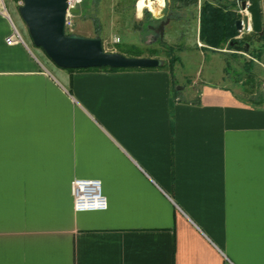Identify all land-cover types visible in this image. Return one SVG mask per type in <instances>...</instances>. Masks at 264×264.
<instances>
[{"label": "crops", "instance_id": "0c3cea01", "mask_svg": "<svg viewBox=\"0 0 264 264\" xmlns=\"http://www.w3.org/2000/svg\"><path fill=\"white\" fill-rule=\"evenodd\" d=\"M3 2L0 264H264V101L206 79L172 100L163 60L59 67ZM74 176L104 209L73 210Z\"/></svg>", "mask_w": 264, "mask_h": 264}, {"label": "rangeland", "instance_id": "374dc122", "mask_svg": "<svg viewBox=\"0 0 264 264\" xmlns=\"http://www.w3.org/2000/svg\"><path fill=\"white\" fill-rule=\"evenodd\" d=\"M136 2L137 0H79L76 5L79 10L73 16L70 31L90 36L99 35L105 50L120 51L127 55H131V50L134 49L140 50L141 55H148L152 53L151 50L152 56L160 57L166 62L170 55H175L174 65H169L170 75L174 81L173 87L180 90L182 97V93L190 90V84L197 86L202 79L230 86L246 98L258 94L264 96V38L253 35L251 29L242 33L237 31L238 35L245 34V50L227 48L224 43L214 49L201 48L203 42L198 37V11L203 0H195L183 6L180 9L181 17L169 19L163 26L162 36L153 38L155 35L149 25H156L164 18L165 0L157 17L151 14L150 1V6L143 5L140 10H137ZM233 8L235 9V0ZM260 9L263 31L264 0H260ZM94 20L98 22V32L94 30ZM31 46L38 48L48 59L42 49L33 43ZM164 67L167 68V64Z\"/></svg>", "mask_w": 264, "mask_h": 264}, {"label": "water", "instance_id": "95a60500", "mask_svg": "<svg viewBox=\"0 0 264 264\" xmlns=\"http://www.w3.org/2000/svg\"><path fill=\"white\" fill-rule=\"evenodd\" d=\"M249 26L261 32L260 0H248ZM241 6L244 0H240ZM66 0H21L17 11L24 22L31 42L42 49L46 56L62 68L117 67L148 68L162 64V59L151 55H127L120 51L105 50L99 35H83L64 31ZM73 13L78 7H70ZM169 21L165 17L158 21L154 31L161 37L163 26ZM237 31L241 30L240 19L234 20ZM152 28V25H149ZM243 27L246 19L243 17ZM178 87V86H176Z\"/></svg>", "mask_w": 264, "mask_h": 264}, {"label": "trees", "instance_id": "16d2710c", "mask_svg": "<svg viewBox=\"0 0 264 264\" xmlns=\"http://www.w3.org/2000/svg\"><path fill=\"white\" fill-rule=\"evenodd\" d=\"M194 1L195 0H165L164 18L179 19L181 17L180 9ZM213 1L214 2L203 0L198 11V37L203 43L207 44V46L202 45L201 47L214 49L216 47H221L220 44L224 43L227 48L247 49L246 41L244 40L245 34L238 35L234 26V20L237 18L236 10L233 8L234 0ZM93 27L94 30L98 32V22L96 20L93 21ZM251 33L260 38H264V30L261 32L252 30ZM150 52L152 53H148V55L152 56L153 51L150 50ZM130 54L141 55V51L134 49L131 50ZM169 58L168 65L175 61L176 56L170 55ZM102 67L110 69L117 68L108 66ZM172 83L174 84V81ZM248 99L253 102H262L264 101V96L258 94L255 97L249 96ZM172 100L186 101V99L180 95V90L174 87H172ZM188 101L192 103L198 102L197 94L193 98L188 99Z\"/></svg>", "mask_w": 264, "mask_h": 264}, {"label": "built area", "instance_id": "2783aa9c", "mask_svg": "<svg viewBox=\"0 0 264 264\" xmlns=\"http://www.w3.org/2000/svg\"><path fill=\"white\" fill-rule=\"evenodd\" d=\"M152 7L149 8L151 14L157 17L162 9L163 0L161 4L157 5L156 1L150 0ZM21 0H17L19 4ZM79 0H66V9L64 13V31L69 32L73 24V16L75 13L69 10L70 7H75ZM155 2V4L153 3ZM249 1L244 0V5L241 6L240 0H235V10L237 18L240 19L241 30L238 33L246 32L250 30L249 24V12L247 5ZM142 7V6H141ZM0 11L3 14L6 13V8L3 0H0ZM243 17L246 19V27H243ZM6 43H24V40L18 30L11 25L10 32L5 37ZM70 192L72 195V208L74 211H86V210H102L106 207V197L101 189V181L98 178L93 177H79L74 176L70 181Z\"/></svg>", "mask_w": 264, "mask_h": 264}, {"label": "bare ground", "instance_id": "6f19581e", "mask_svg": "<svg viewBox=\"0 0 264 264\" xmlns=\"http://www.w3.org/2000/svg\"><path fill=\"white\" fill-rule=\"evenodd\" d=\"M138 1H139V2H138ZM149 1H150V0H137V2H136V6H137V3H138L137 10H138V9L140 10L141 6H143V5L150 6L151 1H150V3H149ZM156 2H157V3H156L157 5L161 4V0H156ZM153 3L155 4V2H153Z\"/></svg>", "mask_w": 264, "mask_h": 264}, {"label": "flooded vegetation", "instance_id": "af4514ba", "mask_svg": "<svg viewBox=\"0 0 264 264\" xmlns=\"http://www.w3.org/2000/svg\"><path fill=\"white\" fill-rule=\"evenodd\" d=\"M156 25H152L153 27L151 28L152 34L155 35V36H153V38H160V36L158 35V33L154 31V27H156Z\"/></svg>", "mask_w": 264, "mask_h": 264}]
</instances>
